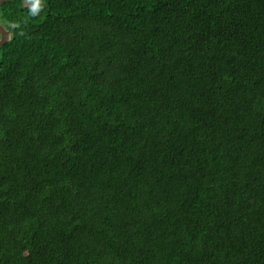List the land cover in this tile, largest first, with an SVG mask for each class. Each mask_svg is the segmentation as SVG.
I'll list each match as a JSON object with an SVG mask.
<instances>
[{
  "label": "trees",
  "instance_id": "trees-1",
  "mask_svg": "<svg viewBox=\"0 0 264 264\" xmlns=\"http://www.w3.org/2000/svg\"><path fill=\"white\" fill-rule=\"evenodd\" d=\"M0 21V264H264V0Z\"/></svg>",
  "mask_w": 264,
  "mask_h": 264
},
{
  "label": "water",
  "instance_id": "water-1",
  "mask_svg": "<svg viewBox=\"0 0 264 264\" xmlns=\"http://www.w3.org/2000/svg\"><path fill=\"white\" fill-rule=\"evenodd\" d=\"M8 0H0V5ZM11 32L0 22V46L4 45L10 38Z\"/></svg>",
  "mask_w": 264,
  "mask_h": 264
},
{
  "label": "clouds",
  "instance_id": "clouds-1",
  "mask_svg": "<svg viewBox=\"0 0 264 264\" xmlns=\"http://www.w3.org/2000/svg\"><path fill=\"white\" fill-rule=\"evenodd\" d=\"M1 22V21H0ZM1 24H3L2 22H1ZM4 25V24H3ZM5 26V25H4ZM6 27V26H5ZM7 28V27H6ZM8 29V28H7ZM8 30H10V32H12V30L11 29H8ZM12 34V33H11ZM10 38H11V36H10ZM9 38V39H10ZM9 41V40H8Z\"/></svg>",
  "mask_w": 264,
  "mask_h": 264
},
{
  "label": "rangeland",
  "instance_id": "rangeland-1",
  "mask_svg": "<svg viewBox=\"0 0 264 264\" xmlns=\"http://www.w3.org/2000/svg\"><path fill=\"white\" fill-rule=\"evenodd\" d=\"M9 1V0H8ZM24 1H29V0H24Z\"/></svg>",
  "mask_w": 264,
  "mask_h": 264
}]
</instances>
